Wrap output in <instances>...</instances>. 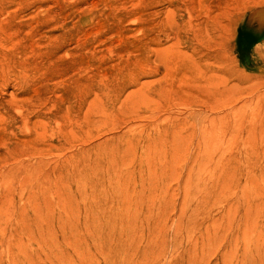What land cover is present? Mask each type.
<instances>
[{
  "label": "rangeland",
  "instance_id": "1",
  "mask_svg": "<svg viewBox=\"0 0 264 264\" xmlns=\"http://www.w3.org/2000/svg\"><path fill=\"white\" fill-rule=\"evenodd\" d=\"M255 222L264 0H0V264H214Z\"/></svg>",
  "mask_w": 264,
  "mask_h": 264
},
{
  "label": "bare ground",
  "instance_id": "2",
  "mask_svg": "<svg viewBox=\"0 0 264 264\" xmlns=\"http://www.w3.org/2000/svg\"><path fill=\"white\" fill-rule=\"evenodd\" d=\"M264 225L255 222L252 229L225 244L214 264H264Z\"/></svg>",
  "mask_w": 264,
  "mask_h": 264
}]
</instances>
